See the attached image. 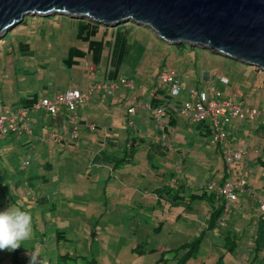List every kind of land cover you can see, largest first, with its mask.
I'll list each match as a JSON object with an SVG mask.
<instances>
[{"label": "rangeland", "instance_id": "obj_1", "mask_svg": "<svg viewBox=\"0 0 264 264\" xmlns=\"http://www.w3.org/2000/svg\"><path fill=\"white\" fill-rule=\"evenodd\" d=\"M54 18L57 21H54ZM25 19L27 25H18L0 39V107L3 105L5 108H12L24 103L26 99L36 97L34 94L86 87L88 78L83 71L85 64H78L80 60L82 62L80 57L95 52V55L91 56L108 59L109 50L104 42L113 41L116 35L105 34L103 30L106 29L101 25H97L94 31L84 30L80 23L72 22L75 19L61 14L29 15ZM76 21L83 22L81 19ZM120 26H132L134 32L129 36L120 32L116 37L130 45L132 50L128 64L110 65L116 77L119 76L117 79L120 78L117 82L119 90L123 89L120 76L124 75L138 74L141 83H146L148 87L155 81L157 83L158 75H155L154 71L149 70L148 75L138 72L141 71L142 60L148 54L150 58L156 59L155 64L159 60L164 61H160L163 67L161 72L166 68H175L184 79L182 86L202 89L200 82L197 83L196 80L200 79L202 83H206L205 75L208 71L211 78L208 82L215 87L212 91L208 89V94L213 93L215 89L226 94L232 90L235 83V91L241 92V87L249 91L245 99L247 107L256 106L262 109L259 106L263 104L264 108V72L258 71L255 66L197 46L184 43L170 45L150 29L132 22L122 23ZM57 42L61 45L53 52V45H57ZM28 43L32 45L26 49ZM32 50L36 53L32 54ZM9 51L12 53H8ZM75 54L79 56H76L78 59ZM70 60L77 62L76 66L72 65V72L67 68ZM101 65L103 69H108L107 64ZM93 66L90 64V67ZM220 73L231 80L230 86L221 82ZM182 97L188 98V93H184ZM123 110L124 107H120V113H116L115 120L121 118ZM96 117L94 116L95 119ZM245 122L246 128H241L243 126L238 124L237 128L241 129V132L236 133L245 155L255 157V154L248 151L249 148H258L264 154V131L256 130L257 125H263V118L256 122L251 119ZM200 124L202 123L195 127L201 128ZM47 129L46 127V132ZM205 131L210 133V130ZM100 132L103 134L102 130ZM23 142V145L7 144L0 154V211L19 206L22 210L30 211L32 216V238L22 242L21 247L17 249L19 258L16 260H21V264H29V254L33 252L41 257L42 264H90L87 260L92 259L98 260L99 264H156L162 250L177 248L199 235L200 231H196L194 224L186 226L178 219L180 211L177 208L185 211L183 206L172 208L165 202L163 205L154 202V208L146 207L153 203L151 201H146L141 207V204L137 203L133 206L131 199L133 196L136 198V191L123 185L117 176H110L106 168L92 165V158L98 157L95 154L99 148L96 141L91 143L93 152L88 155L84 152L86 141L71 140L69 148L62 154L61 161L58 163L60 159L52 160L55 165L52 169L50 165H44L45 161L38 151L27 147V139ZM147 143L137 152L136 163L123 170L130 171L150 161L145 170L150 172L151 177L156 173L174 172L176 177L181 179L178 184L186 183L192 188L205 185L209 179L219 181L218 177L224 173V161L211 142V146L198 145L196 142L195 146L189 145L184 149L180 148L182 145L177 144L176 150L184 151H175V156L160 146L151 150ZM77 149L79 151H76ZM194 149L198 157L192 154ZM150 151L154 166L151 160H148ZM186 151L189 156L183 164L181 159ZM28 157L32 159L31 163L25 171H21L20 167ZM191 160L195 162L191 164ZM87 167L90 168L91 175L83 173ZM123 170L119 169L118 172ZM263 171L264 164L256 163L246 174L248 178L259 176L260 179ZM148 182L146 180L144 186H141L142 190L148 186ZM176 184L173 181V185ZM140 195L142 193L138 191L137 196ZM193 206L197 208V212H202L210 209L211 204L208 200H200L194 202ZM241 215L242 219L235 221H230L229 217L225 222L227 227L220 226L207 233L209 238L204 240L201 259H193V264H203L200 263L203 258H206L207 264H217L219 259H222V264H248L251 261L253 264H263V231L259 244L256 241L260 211L246 206ZM228 225L232 237H237V245L233 239L226 237ZM58 229L64 231L61 237L57 233ZM227 242L235 245L234 250L229 249ZM15 254V251H0V264H19L15 260ZM66 254H70V257ZM167 258L170 260L166 264H174V253L168 254ZM161 263L159 261V264Z\"/></svg>", "mask_w": 264, "mask_h": 264}, {"label": "crops", "instance_id": "obj_2", "mask_svg": "<svg viewBox=\"0 0 264 264\" xmlns=\"http://www.w3.org/2000/svg\"><path fill=\"white\" fill-rule=\"evenodd\" d=\"M88 22L89 21L87 20H83V22L80 23L81 28L87 31L88 30L94 31L97 25L89 24ZM101 26L105 27L106 30H103L105 34L107 35L116 34L115 39H113V41L105 40L104 42L107 45L106 48L109 50L108 57H107L108 59L103 60L100 57L97 58V56H91V55H95V52H92L91 54H88V55L81 56L80 58L82 59V62L80 60L78 64H82V66H84L85 64L83 71H84L85 76L88 78V82H87L88 84L86 87H77L74 89H80V90L86 91L99 84L111 85L114 82L117 83L120 80V78L117 79L119 76L116 77L115 71L111 69L110 65H112L113 63L122 65V63L128 64L129 62V59L132 55V50H130L131 46L126 44V42H124L123 40L116 39V37L120 32L121 33L125 32L129 36L131 33L134 32V27L132 26L131 27L130 26H122V27L120 26L119 27L118 25L114 27L112 26L113 29H109L108 27L111 28V26H104V25H101ZM56 44L57 45H53L55 47L53 52H55L56 49L59 48L61 45L58 42ZM29 45H32V44L28 43V45L26 46L27 47L26 49H29ZM88 51L89 52L91 51L90 48ZM35 53L36 51L34 50L32 54H35ZM76 56L79 57L77 54H75V58H77ZM58 58H59L58 60H60V57ZM142 61H143V64L141 65L142 67L140 69L142 72L141 71H138V72L144 75H148L149 70L154 71L155 75H158L157 77L158 79L159 74L163 70L161 63L164 61L159 60L157 64H155L156 59L154 57L150 58L148 54L145 55ZM60 62L62 61L60 60ZM76 63L77 62L75 60H70L69 64H67L68 66L66 64L65 66H67L68 71L72 72L73 66H76ZM90 64L94 65L93 66L94 69L92 72L89 71ZM101 64H107L108 69H103V66ZM154 65H157V66H154ZM136 75L137 76H135L134 74L120 76L121 79L126 78L131 83L136 84L135 89L128 87V86H124L122 87L123 89H120V90L116 89L112 95H107L105 96L104 99L98 93L95 92L88 101L82 103L79 106L77 110V114H76V120L78 122V129H77L78 137L77 138L71 137L70 134L66 132V131L74 130L75 126H74V123L70 122L71 116L65 108H62L57 116H49L42 110L34 111L30 113L32 135L28 134L26 136L22 135L21 137L8 138L6 142L4 143L2 142L0 144V154L2 153L4 147L7 144L8 145H17V144L23 145L24 144L23 141L27 139V143H26L27 147H30V149L36 152L38 151L43 157V160L45 161L44 165H48V166L50 165L52 169L55 166L53 165L54 163L52 162V160L60 159L58 163L61 161L62 154L69 148V143L71 142V140H74L76 142L86 141L87 146L84 147L85 149L84 152H87L88 155H90L93 152V149L91 148V143L96 141V143H98L99 145V148L95 154L98 157L92 158L93 159L91 161L92 165L93 166L97 165L101 167V169L106 168L107 170H109L110 176H114V175L117 176L119 181L123 185L125 184L128 186V188L130 187L134 189V191H136V196H135L136 198L134 199V196H133V198L131 199L132 200L131 202H133L132 203L133 206H135V204L137 203V204H141L139 206L141 207L144 203H146V201L153 202L151 203V205L146 206L150 208L155 207L154 202H156L159 205H163V202H165L167 205H169L172 208L183 206L185 208V211L184 210L181 211L180 208H177L180 211L178 219L184 222L186 226L187 224L188 225L194 224L196 231L199 230L201 233L204 227L208 226L210 213L206 210H202V212H200L199 210L197 212L196 211L197 208H195L194 206H192V208H188V205L185 202H178V201L173 202L172 197L174 194L179 193L181 195H184L183 197L186 198L191 193H195L198 189L205 186L206 184L199 188L197 187L192 188L186 183L178 184L181 181V179L179 180L176 177L174 172H170L169 174L167 172L160 173V174L156 173V175L151 177L150 172L145 170V167L149 165L150 161L142 167H135L133 170H130V171L123 170V169H127L130 165H134L136 163L135 156L137 152L139 151V149L141 148V146L146 142H148L147 144L149 146V149L151 148V150H153L155 146H160L161 149H163L167 153H171V155H174V156H175V151L179 152L180 150V149L176 150L178 146L177 144L182 145L183 147H180V148H183V149L189 147V145L195 146L196 142H198V145L202 144L205 146H211L210 145L211 144L210 143V133H206L205 131L206 129H207V132H209L210 130L207 124L202 123L200 124L201 128H196L195 126L199 124L198 122L191 121L189 118L183 116L179 111H176L172 108V105L178 107L185 100L186 97L183 99L182 95L184 93H187V89H189V85L183 86L186 89V91L183 92L180 96L172 97L167 89H164V88L157 89L156 81L154 82L153 85L152 84L150 85L148 82L147 83L149 84V87H148L146 83H143V82L141 83V80L138 78V74ZM220 75H221V78H220L221 82L230 86L231 80L226 75H223L221 73ZM222 77H226L229 80V83L223 82ZM179 78L183 85L184 79L181 78L180 76ZM210 79H211L210 73L206 71V75H205L206 83H202L200 79L199 80L195 79V80L197 83L199 81L200 82L199 84L201 85V87H203V89H205L206 91H208V89L209 91H212V89L215 87L210 82H208V81H211ZM138 81H139V84H138ZM235 86L236 84L234 83L232 90H230L226 94L222 93L220 90L218 91L221 92L223 98H226V99L232 98L235 102L240 103L244 107H247L248 104L245 103V99H247L249 91H247L245 87H241L243 90L241 92L238 90L237 92L235 91ZM68 90L62 91V92L58 90L49 91L43 94L40 93L39 95L34 94V96L35 95L37 96L31 99H26L24 103L18 102L19 104L17 106H13L10 109L15 110L20 107H29V106H32L33 103L37 102L41 98L53 96L55 94L65 93ZM105 91H106L105 89H101L100 93L105 94ZM208 95L212 96V93L209 92ZM133 99H137L140 105H138L136 108V119H135L136 126L129 127L127 124L129 116H130L128 113V109L132 106ZM163 105L166 108L165 109L166 113L162 117V121L166 128L167 137L165 138V141H155L154 136L156 134H161L160 126L156 118V112H157V109ZM1 107L5 108L3 105H1ZM120 107L121 108L124 107V110L121 112V118H117L115 120L114 118H115L116 113H120L118 112V110H120ZM260 107L263 109V104H261L259 108ZM254 108H257V107L255 106ZM111 113L112 115L110 116ZM94 116H97L96 119L94 118ZM258 119L260 118L251 119V120H254V122H256ZM247 120L248 119L237 120L234 122L233 125L228 127L229 135L231 138V145L233 148L242 149L236 138L237 131L241 132V129H238L237 125L241 124V126H243L241 128H246L245 121ZM46 127L48 128L47 132H46ZM99 130L100 131L102 130L103 134H101ZM256 130L263 132L264 131L263 125H257ZM50 131H57V132H61L62 134H65V138L67 139V141H65L64 143H56L51 140H48L46 135ZM133 137L142 138L139 141L135 142L134 146L132 147L130 146L131 151L135 149L137 150L134 156V162L127 163L122 168L118 166L117 167L114 166L115 162L119 160V157H118V154L117 155L113 154L112 151L118 148L119 146H121L122 144H124L126 140H129L130 138H131L130 139V142H131ZM19 138L21 139L17 140ZM59 147H63V149H60ZM183 149H181L179 153L183 152L184 151ZM215 150L217 151V154L220 156V158L224 161L223 155L220 149L216 146ZM76 151H79V149H77ZM248 151H251V154H255L254 155L255 157L250 156V155L247 157L246 155H244L240 164H237L241 168V172H243L246 176H247L246 172L248 169L252 168V166H254L256 163L263 164V160H264V157H263L264 154L262 150L258 148H252V149L249 148ZM254 152H257L258 154ZM192 154L197 156V152L195 149L193 150ZM188 156L189 155H187V151H186V153L181 159V162H183V164L184 162L187 161ZM31 160L32 159H30V161ZM148 160H151L152 166H154L155 163H154V158L152 157L151 151L148 154ZM49 162H52V163H49ZM194 162H195L194 160H191V164H193ZM117 169L118 170L121 169L123 170V172L119 173ZM224 169H225V163H224ZM83 173L91 175L90 168L89 167L85 168ZM223 175L221 174L220 177H218L219 181L223 179L224 177ZM247 179L249 181L250 189L264 196V171H263V174L262 173L260 174V179H259V176L258 178L256 177L248 178L247 176ZM146 180L147 182L149 181L148 186L145 187L144 190H142L141 186H144ZM209 180H214V179H209ZM173 181H175L177 184L173 185ZM138 191L141 192L142 195L137 196ZM236 201L237 202L234 204L236 208L235 213H237L238 211L242 212L244 210V207L246 206L247 208H250L251 206L252 208L254 207L253 206L254 200L252 198H248L245 195H240ZM200 214H202V216ZM235 215H238V214H235ZM235 215H233L234 217L231 216L230 221L236 219ZM255 215H253L252 217L254 218ZM260 215H261L260 219H262V221L258 224L260 238L257 237L258 238L257 244H259V240L261 239L262 231H263V241H264V215H263V218H262V214ZM228 229H229V225H228ZM212 231L213 230L209 231L208 233ZM162 251H165V250H162ZM263 264H264V261H263Z\"/></svg>", "mask_w": 264, "mask_h": 264}, {"label": "water", "instance_id": "obj_3", "mask_svg": "<svg viewBox=\"0 0 264 264\" xmlns=\"http://www.w3.org/2000/svg\"><path fill=\"white\" fill-rule=\"evenodd\" d=\"M104 26L132 22L170 45L188 44L264 71V0H0V39L29 15Z\"/></svg>", "mask_w": 264, "mask_h": 264}, {"label": "built area", "instance_id": "obj_4", "mask_svg": "<svg viewBox=\"0 0 264 264\" xmlns=\"http://www.w3.org/2000/svg\"><path fill=\"white\" fill-rule=\"evenodd\" d=\"M89 68L91 72L94 69V67L90 66ZM159 75L156 85L157 89H167L173 97H178L183 93L185 88L181 85L175 68H167ZM222 80L225 83H229L226 77H222ZM121 85L122 87L128 86L133 89L136 88V84L131 83L126 78L121 79ZM101 89L106 90L105 94L100 93ZM116 89H118V85L115 82L111 85L99 84L86 91L71 89L65 93L44 97L29 107H20L15 110L0 107V144L12 135L16 137H21L26 133L32 135L30 113L42 110L49 116H57L62 108H65L69 112L71 116L70 122L74 123L75 126L74 130L66 132L71 137L77 138L78 122L76 120V114L79 106L88 101L95 92L104 99L105 96L112 95ZM138 105H140L139 101L133 99L132 106L128 109L130 116L127 124L129 127L136 126V108ZM172 108L193 122L208 123L210 128V142L217 146L223 155L228 179L222 184L216 180H210L206 184L207 188L211 191H217L219 196L224 197L227 201V207L231 204L232 200L237 199L238 193L251 195L252 192L248 189L246 175L240 170L235 171L236 165L241 162L245 152L243 149L232 147L228 127L233 125L237 120L257 118H263L264 120V108L244 107L232 98H223L221 92L217 89H215L210 97L207 91H200L196 88H190L188 90V98L180 106L172 105ZM165 109L163 105L156 112L161 134L155 135V141H165L167 137L166 128L162 121V117L166 113ZM46 137L48 140L56 143H64L67 141L65 134L57 131L48 132ZM30 163L29 157L23 162L20 168L21 171H25ZM258 201L261 205V211L264 212V197L258 196Z\"/></svg>", "mask_w": 264, "mask_h": 264}, {"label": "trees", "instance_id": "obj_5", "mask_svg": "<svg viewBox=\"0 0 264 264\" xmlns=\"http://www.w3.org/2000/svg\"><path fill=\"white\" fill-rule=\"evenodd\" d=\"M68 17L71 18V19H75V20H72V22L81 23L80 21H76V20H80L81 19V20L89 21L88 22L89 24H95V25H98V26L100 25V24H97V23H95L93 21H90L88 19H85V18L83 19V18H74V17H70V16H68ZM26 21L27 20L25 19L24 23L20 24V26L23 27V26L27 25ZM54 21H57V19L54 18ZM24 46H26V45H24ZM8 53H12V51H9ZM256 68H257L258 71H261V69H259L258 67H256ZM178 77H179V75H178ZM189 89H187V93H188ZM196 89L206 92V90L203 89V88L202 89L201 88H196ZM185 91H186V89H184L183 92H185ZM203 123L207 124L208 127H209L208 123H205V122H203ZM263 127H264V122H263ZM26 135H28V134H24V136H26ZM13 137H16V136L14 135ZM20 139L21 138H19L17 140H20ZM130 139L126 140V142L124 144H122L121 146H119L118 148H116V149H114L112 151L113 154H116V155L118 154V157H119V160H117L115 162L114 166H116V167L118 166V167L122 168L127 163L134 162V156H135V153L137 152V150L135 149V150L131 151L130 146L131 147L134 146L135 142L139 141L142 138L133 137L131 142H130ZM13 140H15V139H13ZM6 141H7V139L5 141H3V143L6 142ZM238 164H240V163H238ZM263 164H264V160H263ZM237 170L241 171V168L238 165H236V170L235 171H237ZM223 176H224L223 179L221 181H218L221 184L225 183L227 181V179H228V175L226 174L225 169H224V175ZM247 186H248V189H250L249 181H248V185ZM251 192H252L251 195H248L246 193H238L237 199H238V197L240 195H245L248 198H252L254 200L253 201L254 202V204H253L254 210L255 211L259 210L260 214H262V218H263L264 212L261 211V205H260V203L258 201V196H263V195H261L258 192L256 193L254 190L253 191L251 190ZM183 196L184 195H181L179 193L174 194L173 197H172L173 198V202H176V201L185 202L188 205V208H192L194 202H196V201H200V200H208V201H210L211 207H210V209L206 210V211H208L210 213V214L208 213L210 215L209 223H208V226L205 227V229H203V231L198 236H196V238H194L192 241L185 242V243L181 244L180 246H178L177 248H172L169 251H162L160 259H159V261L162 262L161 264H166V262L170 260L169 258H167L168 254H170V253H174V258H172V261L174 262V264H193V261H194L193 259H198V258L201 259L200 256H201L202 246H203L204 240L206 239V237H208L207 233L209 231L214 230L215 228H218L220 226L227 227L225 222H227V219L229 217L231 218V216H233L235 214H238V215H235V217H236L235 220L242 219V215H241L242 212L238 211L237 213H235L236 212V208H235L234 204L237 202L236 201L237 199L236 200H232L231 204L227 207L226 199L224 197H222V196H219V193L217 191L209 190L207 188V185L201 187L195 193H191L186 198L183 197ZM256 214H257V212H256ZM260 218H261V215L258 218L259 219V223L262 221V219H260ZM227 232L228 233H227L226 237H228L230 239H233V242L236 244L237 243V237L236 236L232 237L233 235H232V231L230 229H228ZM57 233H58L59 237H61V234H63L64 231L58 229ZM221 234L223 236H225L223 233H221ZM259 234L260 233L258 232L257 237L260 238ZM256 241H258V238L256 239ZM231 243H232V240H231ZM231 243L227 242L226 245L229 246L230 250H234L235 245H232ZM257 249L260 250V247L257 246ZM15 253H16L15 254V257H16L15 260H16V259L19 258L18 250H16ZM66 255H67V257H70V254H66ZM77 258H78V256H77ZM205 259L206 258H203V260L200 263L203 262V264H207V261ZM159 261L156 264H159ZM16 262H18L19 264L22 263L21 260L20 261L16 260ZM87 262L90 263V264H99L98 260H96V259L87 260ZM197 264H199V263H197ZM217 264H222V259H219V261H217ZM248 264H253V262L251 261Z\"/></svg>", "mask_w": 264, "mask_h": 264}, {"label": "clouds", "instance_id": "obj_6", "mask_svg": "<svg viewBox=\"0 0 264 264\" xmlns=\"http://www.w3.org/2000/svg\"><path fill=\"white\" fill-rule=\"evenodd\" d=\"M33 235L32 216L30 211L19 206H11L0 211V251L14 252L22 242L30 240ZM29 264H42L41 257L33 252Z\"/></svg>", "mask_w": 264, "mask_h": 264}]
</instances>
